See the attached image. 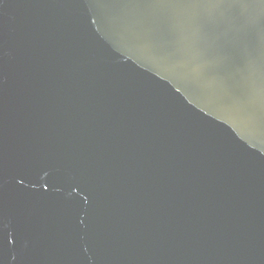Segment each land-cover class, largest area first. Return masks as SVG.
Segmentation results:
<instances>
[{"label":"water","instance_id":"water-1","mask_svg":"<svg viewBox=\"0 0 264 264\" xmlns=\"http://www.w3.org/2000/svg\"><path fill=\"white\" fill-rule=\"evenodd\" d=\"M0 264H264V0H0Z\"/></svg>","mask_w":264,"mask_h":264}]
</instances>
